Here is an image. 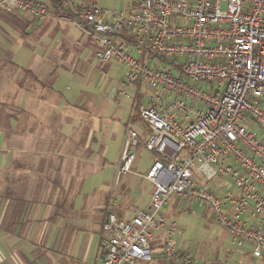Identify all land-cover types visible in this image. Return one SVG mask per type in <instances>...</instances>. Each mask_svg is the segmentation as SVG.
<instances>
[{
    "label": "built area",
    "instance_id": "1",
    "mask_svg": "<svg viewBox=\"0 0 264 264\" xmlns=\"http://www.w3.org/2000/svg\"><path fill=\"white\" fill-rule=\"evenodd\" d=\"M0 0V11H25L38 20L72 21L97 44L96 57L127 65L122 89L150 91L138 110L157 155L146 176L153 182L147 208L130 218L113 210L103 225V264L152 259L162 231L163 249L177 264H202L175 238L179 223L163 208L172 196L204 204L239 245H251L264 264V0H139L129 10L97 2ZM76 12L78 16H74ZM127 33L128 38L119 36ZM148 56V60L145 57ZM200 82H203L201 84ZM139 133L130 128L119 173L132 170ZM232 186L213 188L216 177Z\"/></svg>",
    "mask_w": 264,
    "mask_h": 264
},
{
    "label": "crops",
    "instance_id": "2",
    "mask_svg": "<svg viewBox=\"0 0 264 264\" xmlns=\"http://www.w3.org/2000/svg\"><path fill=\"white\" fill-rule=\"evenodd\" d=\"M47 1L53 13V2ZM138 1L123 10L135 8ZM70 24L86 34L83 42L74 41L75 35L67 30ZM40 29H66L69 47L92 42L95 52L97 49L88 33L72 21L53 15L38 20L25 11H0V264H103V225L112 198H116L113 210L130 218L134 215L133 206L150 205L154 184L146 176L150 194L147 202L140 205L134 196L127 197L124 190L116 194L117 188L111 181L99 175L102 167L99 168L95 153L99 150L105 153L107 144L100 139L98 124L86 130L87 120L77 116L78 104L93 105V96L82 86L97 69L82 57L76 62L75 55L73 60L66 59L65 45L61 50L53 48L47 54L29 56L23 62L20 58L23 47L30 46V34ZM120 37L130 39L127 33ZM106 67L101 68L105 71ZM67 73L73 74L79 86L65 94L58 90L56 82ZM124 79L110 92L122 89ZM143 84L132 86L136 90L134 97L136 100L145 97L147 102L150 91L148 87V92L142 91ZM221 186L231 185L216 184L213 188L220 192ZM167 204L164 215L177 220L173 208ZM207 215L212 218L208 210ZM179 228L185 229L181 223ZM162 237L163 232L157 231L152 242V259L140 261L177 264L166 256ZM246 245L252 251L251 245ZM194 253L202 264H220ZM251 259L245 256L241 264H255Z\"/></svg>",
    "mask_w": 264,
    "mask_h": 264
},
{
    "label": "rangeland",
    "instance_id": "3",
    "mask_svg": "<svg viewBox=\"0 0 264 264\" xmlns=\"http://www.w3.org/2000/svg\"><path fill=\"white\" fill-rule=\"evenodd\" d=\"M97 2L101 6L110 9H126L137 0H90ZM9 24V23H7ZM70 30L75 35L74 41H84L86 34L77 29L73 24L67 30ZM66 29L59 31L38 30L30 34V46H24L23 55H20L23 62L36 55L47 54V51L57 48L61 50L64 45L68 48L66 59L73 60L75 55V62L80 58H84L87 63H90L97 70L91 75L90 81L86 83L83 88L88 90L92 95L93 105H77L79 112L78 117L87 120L85 129L90 130L96 127L100 134V139L105 140L107 147L105 153L99 150L96 152L97 163L99 168L102 167L98 173L104 176L105 179L111 181L116 189V194L120 190H124L127 197H135L136 202L143 205L147 202L150 194V182L146 178L150 166L156 158V153L151 150L146 140L149 137V131L146 122L141 118L137 100L135 99V86L129 89L131 97H112L111 89L118 86L121 80L125 77L127 65L118 60H111L106 64H102L95 57V49L92 42L87 44L78 43L76 46H70L69 40L66 36ZM77 47L80 51H77ZM21 64H25V63ZM102 65H107L105 71L102 70ZM203 84V82H200ZM57 88L60 92L68 94L69 91L77 88L79 85L77 80L73 78V74L61 75L56 82ZM148 86L144 83L142 91H146ZM112 97V99L110 98ZM145 101V97L141 102ZM65 103V100H64ZM261 136L264 135V129L254 126ZM130 128L139 132V144L136 146L137 157L133 164L132 170L127 172H118V165L121 157V152L126 143L127 133ZM107 130V131H106ZM106 132V133H105ZM102 133V134H101ZM84 141H87L85 137ZM213 186L216 184H230L233 188V182L230 177L222 178L216 177L213 181ZM168 208H173L174 218L184 225L185 229L180 230L175 235L176 240L180 245H189L190 248L198 254L201 258L211 260L213 263H228L241 264L242 258L245 256L252 257L255 264L263 261L262 258L256 257L249 252L247 245L237 244L233 236L217 221L209 218L207 215V208L204 204L195 201L181 199L178 196H172L167 204ZM248 251L249 254L243 252ZM251 259V260H252ZM136 264H145L138 261Z\"/></svg>",
    "mask_w": 264,
    "mask_h": 264
},
{
    "label": "trees",
    "instance_id": "4",
    "mask_svg": "<svg viewBox=\"0 0 264 264\" xmlns=\"http://www.w3.org/2000/svg\"><path fill=\"white\" fill-rule=\"evenodd\" d=\"M53 2V10L54 12H59L61 7V1L60 0H52ZM73 14V13H72ZM141 102V99L137 100V106H139V103Z\"/></svg>",
    "mask_w": 264,
    "mask_h": 264
}]
</instances>
